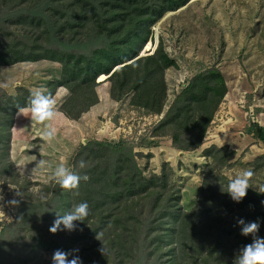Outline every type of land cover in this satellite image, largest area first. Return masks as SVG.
Listing matches in <instances>:
<instances>
[{
    "label": "trees",
    "instance_id": "obj_1",
    "mask_svg": "<svg viewBox=\"0 0 264 264\" xmlns=\"http://www.w3.org/2000/svg\"><path fill=\"white\" fill-rule=\"evenodd\" d=\"M190 1L0 0V67L44 60L60 63L61 80L52 84L47 99L59 87L68 89L71 98L62 111L73 120L98 103L95 88L99 77L101 83L111 82L113 100L132 95V107L161 115L167 100L165 73L177 64L163 43L151 55L141 53L152 50L153 44L148 43L152 27ZM88 27L92 31L78 36ZM25 38L31 43H23ZM74 39L83 42L74 43ZM81 49L86 51L73 52ZM93 90L94 99L89 96ZM0 92V175L4 181L8 176L14 182L20 178L26 184L22 188L25 190L31 181L18 175L9 158L15 116L23 109H46L47 105L19 101ZM227 93L219 69L213 67L197 74L178 94L152 135L170 137L180 151L198 149ZM224 151L212 148L206 154L211 157L215 153L214 162L224 165L233 155L225 152L227 155L219 157ZM55 184L46 198L38 200L45 208L44 215L31 229L40 228L41 222L46 227L40 229L42 237L34 249L70 252L89 245L111 228L106 242L114 254V264H253L264 257L246 252L236 255L232 246L236 240L229 235V231L235 233L236 226L229 223L222 230L211 228L205 234L195 212H182L181 193L170 186L168 176L146 177L127 143L89 142L74 162L71 176ZM149 198L153 201L148 212L138 214L135 208ZM220 202V206L226 205L231 213L240 215L237 228L241 234H248L246 229L264 222V192L234 187ZM68 223L79 225L68 235L55 233Z\"/></svg>",
    "mask_w": 264,
    "mask_h": 264
},
{
    "label": "rangeland",
    "instance_id": "obj_2",
    "mask_svg": "<svg viewBox=\"0 0 264 264\" xmlns=\"http://www.w3.org/2000/svg\"><path fill=\"white\" fill-rule=\"evenodd\" d=\"M88 31L92 28L81 29L78 36ZM152 34L148 42L153 44L152 50L142 52L144 56L153 54L163 43L166 53L177 64L165 73L167 100L161 115L132 107V95L121 101L113 100L111 82L101 83L99 77L95 88L98 103L78 120L68 117L72 123L59 135L61 143L56 145L61 144L59 150L48 153L39 171L29 175L21 173L12 159L10 142L9 158L15 171L31 183L23 190L26 184L20 178L16 177L14 182L8 176L4 181L0 175V264H114V254L106 242L111 228L89 245L77 246L70 252L34 249L42 235L40 229L46 227L41 222L40 228L31 229L44 215L45 208L38 200L46 198L57 181L71 176L82 148L92 141L127 143L146 177L168 176L170 186L181 193L182 212H195L205 234L211 228L222 230L229 223L236 226L235 233L229 231L230 237L236 240L232 244L236 255L240 252L257 257L264 255V222L246 229L248 234H241L237 228L240 215L231 213L226 205L220 206V199L234 187L264 192V140L261 139L264 133V0H192L183 8L167 13L152 27ZM27 40L23 39V43ZM79 41L83 42L82 39L73 42L79 44ZM74 51L84 53L86 49ZM213 67L222 72L228 93L202 145L193 151H180L170 137H154V129L178 94L193 77ZM61 73L62 65L48 60L0 67V90L22 101L44 102L45 110L54 108L52 99L57 96L55 109L62 112L63 104L71 98L68 89L59 87L47 99L52 84L61 80ZM93 92L89 95L92 99ZM258 129L260 135L256 136ZM148 142L157 143L149 146ZM48 146L51 151L53 147ZM212 148L225 150L219 157L227 155L225 152L233 155L220 165L214 162L215 153L211 157L206 154ZM45 170L48 171L45 173ZM151 201V198L143 200L135 208L136 212L146 214ZM78 225L65 224L55 233L68 235ZM211 239L215 240L212 233ZM262 258L253 264H261Z\"/></svg>",
    "mask_w": 264,
    "mask_h": 264
},
{
    "label": "crops",
    "instance_id": "obj_3",
    "mask_svg": "<svg viewBox=\"0 0 264 264\" xmlns=\"http://www.w3.org/2000/svg\"><path fill=\"white\" fill-rule=\"evenodd\" d=\"M16 99L20 100L19 98ZM57 99V96L52 99L54 108L51 110L26 108L16 114L12 129L11 155L20 172L29 175L39 171L48 153L59 150L61 144L56 146L61 143L59 135H61L64 127L72 122L63 114V111L55 109V103L58 104ZM48 144L53 147L50 149L51 151H48Z\"/></svg>",
    "mask_w": 264,
    "mask_h": 264
},
{
    "label": "water",
    "instance_id": "obj_4",
    "mask_svg": "<svg viewBox=\"0 0 264 264\" xmlns=\"http://www.w3.org/2000/svg\"><path fill=\"white\" fill-rule=\"evenodd\" d=\"M141 56H144V54L142 53ZM259 135H260V129H258L256 132V136H259Z\"/></svg>",
    "mask_w": 264,
    "mask_h": 264
}]
</instances>
